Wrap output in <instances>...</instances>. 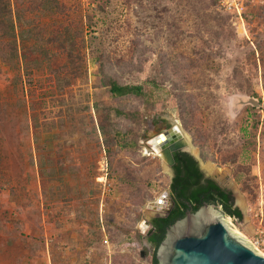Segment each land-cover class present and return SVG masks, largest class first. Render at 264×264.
Wrapping results in <instances>:
<instances>
[{"label": "rangeland", "instance_id": "rangeland-1", "mask_svg": "<svg viewBox=\"0 0 264 264\" xmlns=\"http://www.w3.org/2000/svg\"><path fill=\"white\" fill-rule=\"evenodd\" d=\"M62 1L66 8L55 16L43 7L27 13L20 57L23 44L28 51L20 63L0 53V264H152L145 237L150 219L171 207V174L146 149L174 118L182 125L178 105L189 95L204 131L200 147L182 127L201 159L208 156L202 163L223 170L220 178L207 176L241 208L242 219L230 218L234 226L264 251V0H123L124 23L108 20L100 29L87 14L102 0ZM65 29L81 31L67 38ZM79 50L83 76L72 73ZM100 55L105 71L143 85L145 95L109 98L100 85ZM153 79L158 89L147 83ZM97 102L142 116L137 125L117 118L125 136L110 157L97 129ZM253 113L260 116L257 130ZM239 153L252 167L255 197L235 182L234 167L223 164ZM137 187L152 200L132 196ZM163 195L161 208L151 206ZM134 229L138 238L128 247L123 239Z\"/></svg>", "mask_w": 264, "mask_h": 264}, {"label": "trees", "instance_id": "trees-1", "mask_svg": "<svg viewBox=\"0 0 264 264\" xmlns=\"http://www.w3.org/2000/svg\"><path fill=\"white\" fill-rule=\"evenodd\" d=\"M101 2L105 4L102 5ZM216 3V2H214ZM94 4V6H93ZM93 7L90 10V13L87 14L88 23L90 25L94 24L95 28L100 29L102 22L107 23L106 21L113 22V25L116 23L122 24L125 21L126 7L123 0H102L97 3L91 4ZM43 7L47 13H50V16H55L61 12V9L66 8V4L62 0H0V53H8L10 60L21 62L26 57L28 47L23 44V51L21 52V43L24 40L23 28L19 30V27H23V20H31L33 16V8ZM100 9V10H99ZM98 11V12H97ZM262 17H264V7L259 9ZM31 16H28V14ZM94 13V14H92ZM98 13V14H97ZM101 13V16L100 14ZM124 13V15H122ZM94 18V20H92ZM101 19V21H100ZM105 19V21H102ZM31 22V21H30ZM118 25V24H117ZM113 28V27H110ZM68 35L67 38H72V34L75 32L79 34L80 29H75V31L65 29ZM97 37H94L95 40ZM116 42L119 43L121 47L124 46V36H116ZM71 40V39H69ZM35 44L33 45V47ZM76 50L75 45H71V48ZM262 46L260 45L259 48ZM261 53H263L261 51ZM127 52H121L120 57L118 58V63L121 64L124 61ZM77 56L71 58L72 63L77 67L72 68V73L74 75H81L82 73L86 74L79 67L83 61H85L84 54L79 50L76 53ZM84 57V58H83ZM5 59V58H4ZM100 62V67L102 68V78L100 85L104 88L109 98L113 100H121L126 97H134L140 99L145 95V88L143 85L138 84H125L118 79V74L105 71L103 69V64L105 57L100 55L97 57ZM27 61V60H25ZM26 65V64H25ZM79 68V69H78ZM82 74V76L84 75ZM72 80V79H71ZM67 82V79H66ZM149 85L153 88L158 89V82L153 79L147 81ZM182 100V97L180 98ZM87 102V101H86ZM85 102V103H86ZM178 111L180 114V119L183 127L190 133L193 138V142L196 146L200 147L199 137L204 133L203 129H199L196 126L195 122V109H193V103L191 102V95L183 99L178 105ZM87 110L89 105L84 107ZM79 108H75V112H79ZM94 112L97 120V129L103 135L102 143L106 149L107 155L112 156V146L119 145V139H122L125 135L122 131L123 127L121 123L117 120L119 117H123L126 122H132L135 125L140 124L141 122V113L138 110L129 111L128 109L122 107V105L112 106L109 104L99 103L94 104ZM89 116L92 117L91 112L89 111ZM256 116V122L251 127L252 129L257 130L259 126L260 116L256 113H253V116ZM244 133H247L246 129H243ZM127 133V131H126ZM202 134V135H201ZM253 138H255V133ZM251 147L255 145V142H250ZM133 146L136 147V145ZM175 164L173 166L174 176L171 178L167 188L171 190L172 198L175 202L174 207L171 211L163 217H155L151 220L152 230L148 236V241L153 247L154 251L152 253V264H158L156 257V251L164 240L167 229L173 225L176 221L182 219L186 212L191 209L193 212L197 211L204 203L213 204L216 206H221L225 215L230 216L236 219H242V211L234 207V198L232 193L220 186L215 180L211 178H205L203 172L200 169L198 161L187 152L177 151L173 154ZM204 161L208 160V156L203 152L201 154ZM223 161V164H230L234 167L233 178L235 182L241 185V190L245 192L248 196L251 195L255 197V181L256 179L252 175L251 165H247V154H233L226 157ZM156 171H161V166H156ZM134 173V172H133ZM131 184V183H130ZM162 187V186H160ZM146 197H144V195ZM132 196L138 197L141 196L143 201L152 200V195L146 194L145 187H137L136 191L132 193ZM139 216L134 218V223L139 221ZM138 238L137 230L127 231L123 239V243L128 247H131L135 240ZM119 264H124L123 262Z\"/></svg>", "mask_w": 264, "mask_h": 264}, {"label": "water", "instance_id": "water-1", "mask_svg": "<svg viewBox=\"0 0 264 264\" xmlns=\"http://www.w3.org/2000/svg\"><path fill=\"white\" fill-rule=\"evenodd\" d=\"M173 176L174 152L183 151L193 156L202 167L200 154L185 150L169 129L157 140ZM155 203V202H153ZM171 200V207L174 206ZM162 216H166L170 209ZM222 210L221 206L204 203L197 211L189 209L186 215L171 225L156 251L158 264H264V254L243 238ZM150 223V222H149ZM146 257V250L141 251Z\"/></svg>", "mask_w": 264, "mask_h": 264}, {"label": "bare ground", "instance_id": "bare-ground-1", "mask_svg": "<svg viewBox=\"0 0 264 264\" xmlns=\"http://www.w3.org/2000/svg\"><path fill=\"white\" fill-rule=\"evenodd\" d=\"M169 133L172 137H174L175 139L178 140V142L182 145V147L185 150L190 151L191 153H193L194 155L198 156L199 155V150L196 146H194V144L192 143V139L190 137V135L183 129L181 123L179 122V120H177L176 118H174V120L172 121V128L169 130ZM162 134V133H161ZM160 137V134H156L153 139H151L149 141V147H147V151L148 153L151 154H155L156 156H158L159 158H161L164 161V165H165V170L169 173V166L167 163V159L165 157V154L163 153V149L160 145V143L157 141L158 138ZM157 141V142H156ZM204 172L207 175H211V176H217V177H222V173L223 170L219 169L218 167H216L215 165H213L211 162H207V163H202V167H201ZM239 201L241 203H243L242 198H240L239 196ZM165 203V195H163L161 197V199H159L158 202H155L153 204H151V206L156 205V208H161ZM156 208L152 209H148L147 213L148 215L152 214ZM228 220L231 222V224L234 226L232 220L230 219V217H228ZM234 228L237 230V232L243 237L245 238L248 242V238L245 237L243 234H241V232L234 226ZM254 245V244H253ZM254 247H256L254 245ZM260 252H262L258 247H256ZM263 253V252H262ZM264 254V253H263Z\"/></svg>", "mask_w": 264, "mask_h": 264}, {"label": "flooded vegetation", "instance_id": "flooded-vegetation-1", "mask_svg": "<svg viewBox=\"0 0 264 264\" xmlns=\"http://www.w3.org/2000/svg\"><path fill=\"white\" fill-rule=\"evenodd\" d=\"M200 169H201V171L203 172V174H204V176H205V178H211L210 176H207V174L204 172V170L201 168V166H200ZM172 171H173V167H172ZM173 176H174V171H173ZM173 176L171 177V178H173ZM211 179H213V178H211ZM214 180V179H213ZM217 182V181H216ZM218 183V182H217ZM219 184V183H218ZM220 185V184H219ZM221 186V185H220ZM225 189V188H224ZM171 191V190H170ZM228 191V190H227ZM230 192V191H229ZM171 200H173V198H172V195H171ZM174 206H172L171 207V209L173 208ZM234 207H237V208H239V206H237L235 203H234ZM171 209H170V211H171ZM240 210H241V208H239ZM242 211V210H241ZM242 214H243V212H242ZM163 215V214H162ZM162 215H160V214H157V215H155V216H153V218H155V217H163ZM230 217V216H229ZM153 218H151L150 219V229H149V231H148V233H147V235H146V237H145V240H146V242H147V244H149V245H151L150 243H149V241H148V236L150 235V231L152 230V226H151V220L153 219ZM230 218H232V217H230ZM236 219V218H235Z\"/></svg>", "mask_w": 264, "mask_h": 264}, {"label": "built area", "instance_id": "built-area-1", "mask_svg": "<svg viewBox=\"0 0 264 264\" xmlns=\"http://www.w3.org/2000/svg\"><path fill=\"white\" fill-rule=\"evenodd\" d=\"M145 246H146L147 249L151 248V249H152V253H153L154 249H153V247H152L151 245L147 244V245H145ZM255 246H256V245H255ZM260 250H261V249H260ZM261 251L264 253L263 250H261Z\"/></svg>", "mask_w": 264, "mask_h": 264}]
</instances>
